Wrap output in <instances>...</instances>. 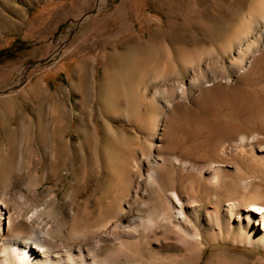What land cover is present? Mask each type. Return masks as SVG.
<instances>
[{"label":"rangeland","instance_id":"rangeland-1","mask_svg":"<svg viewBox=\"0 0 264 264\" xmlns=\"http://www.w3.org/2000/svg\"><path fill=\"white\" fill-rule=\"evenodd\" d=\"M243 135L264 146V0H0L9 207L46 206L64 235L122 209L117 223L128 225L163 210L148 178L158 170L198 204L184 213L200 243L142 227L124 235L120 264H264V251L233 242L226 206L264 198V156L239 145ZM218 168L223 179L210 181ZM113 245L98 256H113Z\"/></svg>","mask_w":264,"mask_h":264},{"label":"bare ground","instance_id":"bare-ground-1","mask_svg":"<svg viewBox=\"0 0 264 264\" xmlns=\"http://www.w3.org/2000/svg\"><path fill=\"white\" fill-rule=\"evenodd\" d=\"M254 141L256 140L253 137L247 139L243 135L239 139V145L243 148L246 145L251 146L252 152H250L253 155L259 153L264 156V146L254 147ZM236 146L238 147V145ZM173 163L182 167L187 165L177 158L173 159ZM262 170L264 175V169ZM210 177V181L223 179L219 168ZM148 178L163 195L164 208L162 211L151 212L145 217L138 215L128 225H124L117 223L120 221L122 209L118 211L115 218H109L93 228L78 230V227H72L68 235L66 234L67 236L63 234L62 230L53 229L52 215L46 206L33 207L23 203V206L11 208L0 199V264H120L125 248L124 235L132 234L131 230L139 232L142 227L143 230L144 228L151 229L156 224L164 228L165 239L173 231L184 238L200 243L198 231L193 228L191 230L189 226H186L187 218L184 213L185 208L195 209L198 204L194 201L182 200L171 187L163 185L158 170L152 171ZM239 184L243 190L247 191L251 188L252 182L246 177H242L239 179ZM226 206L230 207L238 225V232L233 242L240 246L264 251V198L255 195L243 204L230 200ZM21 223L28 226V234L11 235L10 232ZM110 231L114 236L108 235ZM139 236L136 233L132 238L138 242ZM91 239L93 242L90 244L89 240ZM105 240L113 241L114 253L113 256L107 255L100 258L98 253Z\"/></svg>","mask_w":264,"mask_h":264}]
</instances>
